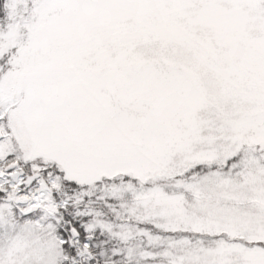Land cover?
Returning a JSON list of instances; mask_svg holds the SVG:
<instances>
[{"label":"snow or ice","instance_id":"6c2138e0","mask_svg":"<svg viewBox=\"0 0 264 264\" xmlns=\"http://www.w3.org/2000/svg\"><path fill=\"white\" fill-rule=\"evenodd\" d=\"M0 264H264V0H0Z\"/></svg>","mask_w":264,"mask_h":264}]
</instances>
